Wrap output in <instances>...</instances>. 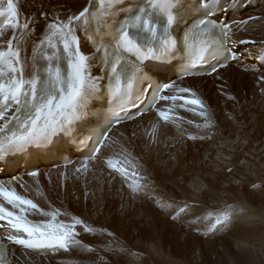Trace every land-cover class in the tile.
<instances>
[{
    "label": "snow or ice",
    "instance_id": "6c2138e0",
    "mask_svg": "<svg viewBox=\"0 0 264 264\" xmlns=\"http://www.w3.org/2000/svg\"><path fill=\"white\" fill-rule=\"evenodd\" d=\"M218 8L223 10L221 0H99L98 6L90 0L89 5L78 13L63 18L53 16L49 21L45 14L42 35L28 57L21 55V46L26 43L24 37L35 21L21 25L19 7L14 0H7L6 6L0 3V16L6 17L0 26V160L32 148H44L54 143L59 134H74L79 123H89L91 116L99 115L90 107L95 100L108 98L121 112H125L126 103L135 107L131 97L138 86L143 92L142 85L145 84L153 94V101H172L174 105L176 101H182L181 108L197 106L198 114L205 120L204 127H211V113L196 91L174 82L161 86L160 81L167 79L163 73L169 62L184 52L189 54L190 60L183 68L181 79L204 75L198 73L197 67L210 60L215 63L209 64L211 71L207 75L218 74L229 66V62L238 60L228 47L233 26L217 23L219 17L215 13ZM5 29L12 30L11 38H5ZM18 31L21 32L19 36L16 35ZM80 31H84L93 51L82 50ZM259 59L264 60V55ZM249 70L255 71V68L245 69ZM94 71L99 74L94 75ZM260 81L264 82V74ZM166 92L175 94L167 95ZM152 106L155 107V103ZM171 112V108L167 111L157 109L158 116L164 121L182 119L171 116ZM138 114L143 113L138 110ZM113 118L117 124L121 123L118 113L113 112ZM111 125L112 119H108L98 134L93 133L95 147L88 159H96L102 148L109 147L105 142L110 139ZM196 138L189 136V139ZM106 163L109 169L127 179V168L118 166L119 161L114 163L109 157ZM87 166L85 161L82 167L86 169ZM27 175L35 178L39 172L31 171ZM132 175L138 176V173ZM144 179L139 177L128 184L134 195L149 187L140 182ZM173 205H176L173 220L187 214V202L180 206L179 202L173 201L166 207ZM229 209L230 206L216 211L214 216L209 214L207 219L211 222L202 234H214L218 226L223 227L231 221ZM36 214L44 219L30 218ZM61 216L70 217L71 222L59 219ZM0 222H5L0 223V229L8 233L6 237H0V264H6L5 239L35 251L69 252L77 247L84 252L96 250L80 239L78 228L84 233L96 234V229L85 219L62 212L50 203L47 209L40 207L33 199L17 192L14 180L0 179ZM196 222L198 220L190 221ZM100 232L114 236L107 229Z\"/></svg>",
    "mask_w": 264,
    "mask_h": 264
},
{
    "label": "bare ground",
    "instance_id": "6f19581e",
    "mask_svg": "<svg viewBox=\"0 0 264 264\" xmlns=\"http://www.w3.org/2000/svg\"><path fill=\"white\" fill-rule=\"evenodd\" d=\"M19 2L22 10L27 14L46 11V6H54L63 13H78L87 6L89 0H19ZM241 18L249 24L246 31L239 34L240 38L243 41L255 42L247 43L250 49L261 46L264 42V4L247 9L241 14ZM235 19L226 18L227 21ZM5 33V38H10L12 35L10 29H6ZM243 47L244 45L241 49ZM243 66L246 64H230L218 74L191 77L178 82V86L191 87L196 91L197 97L205 102L211 113V127H204L205 120L198 114L200 109L197 106L179 107L183 102L170 105L175 113L182 116V120L163 125L158 137L149 134L150 116L117 127L112 135L110 150L120 155L122 167L127 168V179L124 175L111 174L97 166L86 182L81 177L73 176L62 189L58 172L52 170L51 181L43 179L42 189L35 188L33 192L44 205H48L51 201L63 211L82 216L92 225L96 229V234L84 233L82 228H79L80 239L85 244L98 248L95 240L119 241L125 249L124 252L128 253L129 259L122 264L213 263L208 258L207 251H212L216 247L221 252L228 251L229 237H232L235 246L240 245L243 240L237 227L252 222L259 212L251 200L253 195L259 194L250 189L255 187L264 194V128L261 125L264 118L261 117V111H258V114L257 109L254 112L252 108L255 107L250 106L257 105L254 102L256 97L247 98L249 102L247 100L240 102L237 96L243 83L251 84L257 80L264 88V82L260 81L264 71H245ZM250 112L251 115H259L261 118L258 126L254 125L252 130L251 123L246 119ZM235 129H239L238 132ZM190 135L197 138L190 141ZM124 149H127L126 153ZM132 165H135V168ZM133 172L138 173V176H133ZM139 177H145L146 179L140 182L148 184L149 187L134 195L128 184ZM221 179L225 184H220ZM87 190L90 191L88 195ZM209 196L212 204L207 202ZM64 201L68 204L67 208L63 206ZM173 201L179 202L180 206H183L184 202L189 205L187 214H182L176 220L171 218L176 205L172 208L166 207ZM228 206L233 221L236 220L234 223L229 221L233 223L229 231L221 234L219 231L222 229L218 226L216 232L219 234L215 232L212 238L203 235L211 222L207 219L209 214L214 216L216 211ZM68 219L70 220V217ZM196 219L198 222L190 223L197 221ZM188 228L196 232L199 236L195 237L205 244L198 243L195 246L198 247L199 255L193 260L186 259L187 239L191 237L188 231L186 232ZM101 229H107L114 233V236L101 234ZM213 242L218 245H212ZM71 252L88 254L79 247L72 249ZM109 252L101 251L108 263L121 264L118 260L120 257L116 259L109 257L107 255ZM22 254L27 260L18 258L14 264H80L69 256L64 257L68 254L65 251L45 257L30 252H22Z\"/></svg>",
    "mask_w": 264,
    "mask_h": 264
},
{
    "label": "rangeland",
    "instance_id": "374dc122",
    "mask_svg": "<svg viewBox=\"0 0 264 264\" xmlns=\"http://www.w3.org/2000/svg\"><path fill=\"white\" fill-rule=\"evenodd\" d=\"M253 84V85H252ZM252 85V86H251ZM251 86V87H250ZM253 86H254V88H253ZM256 86V87H255ZM258 87V88H257ZM243 88V89H242ZM253 88V89H252ZM255 88L257 89V90H255ZM239 89V88H238ZM242 89V90H241ZM249 89H251V90H249ZM253 90H254V92H253ZM243 91H245V92H243ZM238 92H239V94L237 95L238 97H239V101L240 102H245L244 100H247V98L248 99H251L252 97H256L255 98V101L254 102H256L257 103V105H250L251 107H255L254 109L252 108V110L255 112L256 110L255 109H257V113L259 114V112H260V114H261V117H263L264 118V107H263V104H264V88L263 87H261L260 86V84H258V81L257 80H255L253 83H251V84H246V83H243V85L241 86V88L238 90ZM248 92V94H246ZM253 92V94H251ZM256 92V94L254 95V93ZM245 93V94H244ZM259 93H260V95H259ZM242 94H243V96H242ZM249 94H251V95H249ZM245 95H246V97H245ZM249 95V96H248ZM254 95V96H253ZM263 95V96H262ZM246 98V99H245ZM260 99H262V100H260ZM258 100V101H257ZM248 102H249V100H247ZM261 102V103H259L258 104V102ZM260 105H261V107H260ZM263 107V108H262ZM260 109V110H259ZM259 111V112H258ZM255 118V119H254ZM247 121H249L250 123H251V130H252V128H254V125H256V127L258 126V124H259V122H260V120H261V118H259V115H255V114H252L251 115V112H250V114L247 116ZM254 119V120H253ZM248 122V123H249ZM261 125H262V128H264V119H262V121H261ZM235 130H237V132H238V130L239 129H235ZM236 132V133H237ZM263 133H264V129H263ZM194 140V139H193ZM193 140H190V141H193ZM193 145L194 144H192L191 146L193 147ZM184 151H185V147H184ZM216 156H218V154L216 155ZM195 175V174H194ZM225 184L224 183V181H223V179H221V183L220 184ZM219 184V187H221V185ZM202 188V187H201ZM204 188V187H203ZM202 188V189H203ZM192 190H193V188H192ZM251 191H256V192H258L257 194H259V195H261V196H259V195H253L251 198V200H253L252 202L257 206V209H259V212L258 213H256V215H255V217H254V219H253V221L252 222H246L247 223V225H246V223L243 225V224H241L240 226H238L237 227V231H239L240 233H241V235H240V238L243 240L242 242H244V243H242L241 242V244L240 245H237V246H235V242H233V239H231L232 237H229L228 239H229V241L227 240V242H229L230 243V245H229V250L227 251L226 250V252L224 251V252H221L220 250H219V248L218 247H216V249H213L212 251H207L208 253H207V256H208V258L211 260V262H213V263H211V264H226V262H227V264H264V220H263V218H264V203L262 202V200L260 199V197L264 200V194L263 193H261L259 190L260 189H256L255 187H252L251 189H250ZM208 200H207V202L208 203H210V204H212L213 202H211L210 201V199H211V197L209 196L208 198H207ZM259 199V200H258ZM259 214H261V215H259ZM262 214H263V216H262ZM197 216V215H196ZM198 219V218H197ZM196 219V220H197ZM234 220H235V218H234ZM261 220H263V222L261 221ZM233 223L236 221H233V219L231 220ZM258 221H260V222H258ZM229 223V224H228ZM226 225H224L223 227H221V229H222V231H219V233H225V232H227V230L229 231V229H230V227L232 226V224L233 223H231V222H228ZM231 223V224H230ZM249 223V224H248ZM259 223H260V225H261V223H263V225H261V227H260V225H259ZM254 225V226H253ZM256 225V226H255ZM227 226V227H226ZM228 226H229V228H228ZM235 226V225H234ZM251 226V227H250ZM175 227V226H174ZM255 227V228H254ZM263 227V228H262ZM260 228V229H259ZM188 231V232H187ZM191 231V232H190ZM186 232L188 233V234H190L191 235V237H188V239H187V241H188V247L186 248V259L187 260H193L195 257H197V255H199V251H197L198 249V247H195L198 243L199 244H203V242L201 241L200 242V240H198L195 236H197L198 234L196 233V232H194L192 229H190V228H188V230L186 229ZM190 232V233H189ZM186 233V234H187ZM216 233H218V232H216ZM218 233V234H219ZM215 234V233H214ZM214 234H210V235H208V238H212V237H214ZM194 235V236H193ZM153 236H155L154 234H153ZM199 236V235H198ZM239 238V239H240ZM193 239V240H192ZM196 241H195V240ZM214 239V238H213ZM95 242L97 243V245H98V248L96 247V246H92V247H94L96 250L94 251V252H88V254H83L82 252H80V253H72L71 251H69L68 252V254L70 253V255H68V254H65V256L64 257H68L69 256V258H72V259H75V260H77L80 264H109L108 263V261H107V258L101 253V251L102 250H104L105 252H109V253H107V255L109 256V257H113L114 259H116V258H122L121 260H120V258L118 259L120 262H121V264L122 263H125L126 261H128L129 259H128V253L127 252H124L125 251V249L123 248V246L121 245V243L118 241H115V242H111V241H104V239H98V240H95ZM118 243L121 245H118ZM228 243V244H229ZM110 244H113V245H110ZM258 244V245H257ZM203 245H205V244H203ZM212 245H214V246H216V245H218V244H216L215 242H213L212 243ZM105 246H108V250H105ZM236 248H235V247ZM239 246V247H238ZM113 247V248H112ZM121 247L124 249V251H120V249H121ZM195 247V248H194ZM238 247V248H237ZM247 247H249V248H247ZM117 248H119V249H117ZM207 248V247H206ZM232 248H233V250H232ZM114 249V250H113ZM236 249V250H235ZM245 249V250H244ZM112 250V251H111ZM116 250H117V252H116ZM255 250V251H254ZM259 250V251H258ZM116 253H115V252ZM219 251V252H218ZM231 251L233 252V253H231ZM242 251V252H241ZM114 252V253H113ZM192 252V253H191ZM210 252V253H209ZM216 252H217V255H216ZM228 252V253H227ZM187 253H188V255H187ZM194 254H195V256H194ZM212 254V255H211ZM220 254V255H219ZM223 254V255H222ZM227 256H226V255ZM230 254H232V255H230ZM257 254H259V255H257ZM73 255V256H72ZM220 257H219V256ZM117 256V257H116ZM119 256V257H118ZM127 256V257H126ZM223 256V257H222ZM232 256V257H231ZM227 258V259H226ZM231 258H233V259H231ZM23 260H27V258H25V257H23L22 258ZM229 259V260H228ZM124 260V261H123ZM213 260V261H212ZM223 260V261H222ZM103 261V262H102ZM219 261V262H218ZM222 261V262H221ZM230 261V262H229ZM232 261V262H231ZM223 262H225V263H223ZM132 264V263H131ZM133 264H136L135 262L133 263Z\"/></svg>",
    "mask_w": 264,
    "mask_h": 264
}]
</instances>
